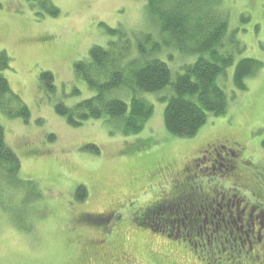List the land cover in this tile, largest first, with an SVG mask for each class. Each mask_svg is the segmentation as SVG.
Returning <instances> with one entry per match:
<instances>
[{
    "label": "rangeland",
    "instance_id": "374dc122",
    "mask_svg": "<svg viewBox=\"0 0 264 264\" xmlns=\"http://www.w3.org/2000/svg\"><path fill=\"white\" fill-rule=\"evenodd\" d=\"M51 1L61 15L37 17L32 0H2L0 8V51L11 57L4 75L30 110L25 121L10 118L0 107L6 142L20 159V178L28 181L4 200L5 206L0 205V264H71L82 255L88 257L96 236L93 229L103 225L86 223L83 214L109 211L123 216L117 232H109V237L122 238L118 246L123 244V250L133 253L137 264H168L169 260L198 264L189 249H182L178 242L169 245L149 228L136 225L133 216L173 190L175 173L217 140L240 142L249 157L264 166V65L247 78L246 90L237 89L233 79L235 66L243 58L264 64V0H223L231 35L229 44L228 37L224 40L225 51L233 52L234 64L218 82L229 105L224 115L208 114L194 137L167 131L163 119L167 102L159 100L163 94H144L154 105V113L138 133L125 134L116 121L104 118L75 126L57 113L59 103L72 107L94 96L95 90L78 76L75 64L88 59L94 45L107 47L124 40L108 29L124 30L132 42L142 41L146 33L157 41L161 37L146 0ZM158 57L174 77L196 60L175 47ZM45 71L54 76L53 92L40 78ZM115 94L129 100L126 91ZM79 185L88 191L84 201L75 198ZM18 193L23 199L32 195L19 212L20 226L5 214L19 209Z\"/></svg>",
    "mask_w": 264,
    "mask_h": 264
},
{
    "label": "trees",
    "instance_id": "16d2710c",
    "mask_svg": "<svg viewBox=\"0 0 264 264\" xmlns=\"http://www.w3.org/2000/svg\"><path fill=\"white\" fill-rule=\"evenodd\" d=\"M32 1L31 6L37 17L46 14L53 17L61 15L60 8L51 0ZM223 5V0H146L147 12L157 21L161 38L157 41L153 39L151 33H146L141 37L142 41L132 42L124 30L108 29L109 32H116L122 36L124 40L121 43L111 42L107 47L94 45L90 49L88 59L75 64L78 76L87 82L89 88L95 90L94 96L72 107L59 103L56 105L57 113L66 116L75 126L82 125L84 121L104 118L106 121H116L125 134L138 133L143 130L154 113V105L144 98V94H163L159 100L167 102L163 114L167 131L172 135L194 137L206 123L208 114L224 115L229 105L226 91L218 82L219 77L234 64L233 52L225 51L227 46L224 40L228 37L229 44L231 35L228 36L230 15ZM2 6L0 0V8ZM171 47L179 49L185 55L196 56V60L186 65L184 72L177 73L175 77L169 65L158 57V54H163ZM10 65L9 54L5 50L0 51V107L10 118H22L27 121L30 116L29 107L11 90L4 75ZM263 65L262 61L255 58L239 60L233 75L235 87L246 90L247 78L254 77ZM40 78L50 91L55 90L54 76L51 72H42ZM119 90L129 94L128 101L115 94ZM262 146L264 148V141ZM91 149L98 151L94 145ZM206 149H209V154L206 155L207 160H204ZM231 150L242 151V159L238 160L236 165L242 162L243 164L239 170L235 169L236 172L233 170L227 172V168L219 165L222 159H235ZM257 163L249 157L244 146L238 141L222 143L217 140L207 144L200 156L193 158L186 163L182 171L173 175L175 177L173 190L166 193L170 201H162V212L170 210L174 212L173 218L176 219L174 228L163 230L151 221L145 225L138 219L140 212L136 216L134 214L133 221L136 225H145L159 237L178 243L181 238L190 239L185 243L187 247L184 245L181 247L189 249L199 261L201 255L208 250L211 253V249L205 248V244L196 245V241L203 243L200 239L205 233L209 241L207 246H211L223 229L217 222L212 226V231L202 229L205 213L204 206L199 205L217 197L219 190H229L228 188L232 186L239 190L240 197L245 200L255 204L257 201L264 205V196L258 198L244 194L245 189L256 190L253 188L252 172L262 174L264 177V166ZM170 166L171 164L167 168ZM20 172V159L6 142L5 128L0 121V205L5 206L4 200L20 191L28 182L20 178ZM167 175L169 174L166 173L165 176ZM17 195L15 198L20 202L19 209L8 215L5 208V214L20 226L19 221L23 218L19 212L22 211L21 207L30 202L32 195H27L24 199L21 193ZM87 197L86 187L79 185L75 190V198L84 201ZM209 210L210 208L206 213H209ZM144 215H150V211L145 210ZM26 218L28 219V216ZM194 218H200L199 224L194 223ZM29 220L32 221L31 218ZM178 228L181 229L183 236L175 240ZM234 229L231 227L223 229L221 236L228 241L220 246L225 250L222 251L223 258L218 263L238 264L241 261L244 264V258L241 256L232 257V254H235L232 244H236L233 238L237 235L245 238L241 230L231 236L230 232L235 233ZM212 233L214 240L209 236ZM218 259L219 257L212 253L207 261L209 260L210 264H217Z\"/></svg>",
    "mask_w": 264,
    "mask_h": 264
},
{
    "label": "flooded vegetation",
    "instance_id": "af4514ba",
    "mask_svg": "<svg viewBox=\"0 0 264 264\" xmlns=\"http://www.w3.org/2000/svg\"><path fill=\"white\" fill-rule=\"evenodd\" d=\"M222 148L228 150L224 146H222ZM231 151L234 154L235 159H222V162L219 165L222 168H227V172L231 170L236 172L235 169L239 170L243 164L242 162L236 165V162L242 159V151ZM205 153L204 160H207L206 155L209 154V149H206ZM214 167H216V165H214ZM237 174L239 175V173ZM252 175L254 176L253 188L256 190L252 191L250 188L245 189L244 194L249 195V197L253 196L262 198V196H264V177L262 174L260 175L259 173L254 172H252ZM228 189L229 190H219L217 197L211 198L208 201H204V204L199 205L204 206L203 211L205 213V215H203L204 221L201 227L204 228L205 231H212V226L215 222H217L224 230H227L229 227L235 228V233L234 231L230 232L231 236L238 234L241 230L245 238L243 239L242 237H238V235L233 238L236 244H232L233 252L235 253L232 254V257L241 256L244 258V264H264V205L257 201H255V204L245 200V198L240 197L239 190L233 186L229 187ZM256 191H258V193ZM163 200L170 201V199H168V194L163 195L161 198H156L149 206L145 205L142 207L140 212L141 215L138 219L141 220V222H143L145 225L148 224V221H151L158 228L160 227L163 230H167L165 228L170 227L174 228L176 222V219L173 218L174 212L172 210L169 212L161 211L163 208ZM209 208L210 212L206 213ZM145 210H149L150 215H144ZM185 213L186 212H184V214ZM201 214L202 213H199V215ZM83 216L86 223L103 226L98 229H93V231H96V236H94L89 245L88 257L82 255L81 260L74 261L71 264H89V262L92 264H137L136 257L131 251L130 252L132 254L127 252V249L123 250V244L122 247L118 246L119 241H121L122 238H118L114 241L108 235L109 232H117V223L119 220H122L123 217L121 214L117 213V211L100 212L97 214L86 212L83 214ZM194 220V223L199 224L200 218H194ZM185 224L186 223L184 222V225ZM138 225L142 226L140 224ZM118 228H120V225H118ZM223 229L219 232L215 240L213 233L209 235L210 238L215 241V243L213 241L214 244L211 246H207L209 245V241H207L205 233H203L201 239L199 238L201 241H203V243L196 241V245L203 246L205 244V248L211 249V253H209L208 250L207 253H203L201 255L198 264H210L209 260L207 261V259L212 253L219 257V259L216 260V263H222H218V261L223 258L222 251L225 249L220 248V246H222L225 241H228V239L223 238V235L221 236L224 231ZM150 234L152 235V233ZM175 234H177V236L175 235V240H179L180 237L183 236L180 228H178V231ZM163 239H165L169 245L174 246L177 243L174 240H169L168 238ZM188 240L190 239L185 238L183 240L181 238L180 247L181 245L183 246V244L185 245ZM87 258L89 260L88 262H86ZM168 264H172V262L169 260ZM231 264L236 263L232 262ZM238 264H242L241 261H239Z\"/></svg>",
    "mask_w": 264,
    "mask_h": 264
}]
</instances>
